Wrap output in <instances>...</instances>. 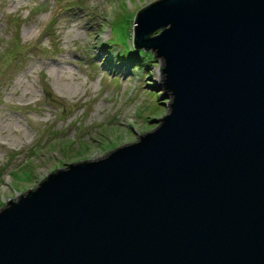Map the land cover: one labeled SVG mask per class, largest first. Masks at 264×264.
<instances>
[{
    "label": "water",
    "instance_id": "obj_1",
    "mask_svg": "<svg viewBox=\"0 0 264 264\" xmlns=\"http://www.w3.org/2000/svg\"><path fill=\"white\" fill-rule=\"evenodd\" d=\"M132 47L169 112L0 209V264H264V0H158Z\"/></svg>",
    "mask_w": 264,
    "mask_h": 264
},
{
    "label": "rangeland",
    "instance_id": "obj_2",
    "mask_svg": "<svg viewBox=\"0 0 264 264\" xmlns=\"http://www.w3.org/2000/svg\"><path fill=\"white\" fill-rule=\"evenodd\" d=\"M155 1L0 0V209L168 114L160 59L129 50L135 15Z\"/></svg>",
    "mask_w": 264,
    "mask_h": 264
},
{
    "label": "trees",
    "instance_id": "obj_3",
    "mask_svg": "<svg viewBox=\"0 0 264 264\" xmlns=\"http://www.w3.org/2000/svg\"><path fill=\"white\" fill-rule=\"evenodd\" d=\"M129 50H130V52H131V56H132L133 54H137V55H139L140 57L145 58L148 62H150V60L154 57V55H151V54L145 53L144 51H135V50H133L132 47H129ZM129 59H130V58H129ZM130 61L132 62V61H133V58H131Z\"/></svg>",
    "mask_w": 264,
    "mask_h": 264
}]
</instances>
